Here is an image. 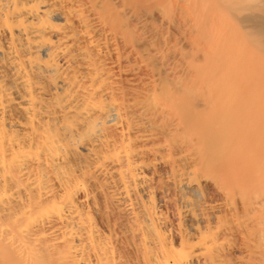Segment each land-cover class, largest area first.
Returning a JSON list of instances; mask_svg holds the SVG:
<instances>
[{"label":"bare ground","instance_id":"6f19581e","mask_svg":"<svg viewBox=\"0 0 264 264\" xmlns=\"http://www.w3.org/2000/svg\"><path fill=\"white\" fill-rule=\"evenodd\" d=\"M0 264H264V0H0Z\"/></svg>","mask_w":264,"mask_h":264}]
</instances>
